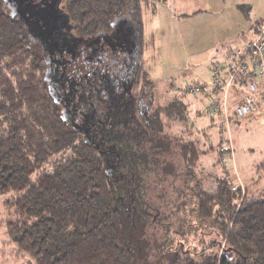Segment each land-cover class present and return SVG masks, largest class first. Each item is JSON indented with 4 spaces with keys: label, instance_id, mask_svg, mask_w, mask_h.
Segmentation results:
<instances>
[{
    "label": "trees",
    "instance_id": "1",
    "mask_svg": "<svg viewBox=\"0 0 264 264\" xmlns=\"http://www.w3.org/2000/svg\"><path fill=\"white\" fill-rule=\"evenodd\" d=\"M134 2L140 0H69L66 8L82 25L104 30ZM240 8L250 10L248 4ZM48 72L44 47L0 0V193L11 194L8 201L16 210L17 220L7 227L17 255L31 264H154L138 248L132 215L143 219L141 227L158 215L132 194L127 195L132 207L124 205L90 116L78 124L68 114L49 88ZM179 111L182 116L184 107ZM221 124V131L226 130ZM220 134L214 145L196 139L180 144L191 161L216 150L222 175L215 178L214 192L198 191L194 215L187 216L183 229H175L182 235L177 246L165 254L157 250L158 258L168 254L167 264H264V199L247 201L245 195L238 204L248 186L233 188L230 183L235 177L232 158H223L232 150H223L230 144L225 131ZM204 226L214 228L209 230L217 231L220 239H201ZM194 231L197 240H188ZM198 240L204 245L198 246ZM224 241L219 254L214 247Z\"/></svg>",
    "mask_w": 264,
    "mask_h": 264
},
{
    "label": "rangeland",
    "instance_id": "2",
    "mask_svg": "<svg viewBox=\"0 0 264 264\" xmlns=\"http://www.w3.org/2000/svg\"><path fill=\"white\" fill-rule=\"evenodd\" d=\"M251 1L254 7L250 10L240 8L242 14L246 17L251 15V21L254 23L264 21V0ZM193 2L194 11L201 13L205 0ZM247 3L249 4V0L241 1L240 6ZM230 4L229 0L225 4L226 15L231 13V9L228 10ZM260 5L262 12L258 8ZM130 7L136 11L140 21L139 50L142 71L140 90L144 89L142 93L146 98V104L142 111L146 116H142L141 113L140 116L129 114L91 116L87 109L79 114L80 118L74 117L78 119L79 124L82 117L90 116L89 120L93 123L91 129H94L102 143L100 147L106 150L107 158L111 161V164H108L109 173L118 195L125 199L124 205L128 209L132 207L131 201L128 200L130 197L127 198V195L132 194L139 204L141 199L143 206L152 210V214L158 215L157 219L155 217L156 221L154 220L157 224L152 220L146 227L145 225L141 227L143 224L140 222L144 221L138 215H132V222L135 221L136 225L138 248L141 245L147 252L148 259L154 264H167L168 254L166 257L158 258L157 255H160L156 254L157 250L165 254L177 246L182 235L176 230L183 229L181 224L187 216L194 215L198 191L214 192L215 178L222 175V168L217 164L219 154L216 150L201 155L197 161H191L183 156L180 144L196 139L198 142L200 140L208 145H214L217 142L214 139L220 133V121L207 113V97L205 99L200 95L196 96L187 89L189 83L205 82L211 76L209 66V78L197 79L200 75H207L205 63L210 57L206 50H202L203 36L206 32V29H203L205 26L203 17L175 16L171 0L156 2L140 0L139 3H132ZM193 39H196V44L190 42ZM185 94L189 95L186 100L191 102L193 98L206 101L203 106L201 101L194 102V106L201 112L200 115L196 112L193 117L188 116L187 112L190 110L185 111L183 105V101L186 102L183 97ZM178 103L184 107L182 116L179 111L182 106ZM198 129L207 132L204 138L200 137L203 133ZM192 131L197 136L193 135ZM115 156L119 161L114 159ZM230 183L238 184L233 179ZM247 186V193H241L238 204L242 203L245 195L247 201L264 199V169L259 172L258 182L242 184L244 188ZM10 195L0 193V264H31L26 257L20 258L17 255V246L10 240L12 234L8 233V223L17 220L15 207L8 201ZM159 209L164 213L163 217L159 216ZM214 224L217 228V222ZM209 228L204 226L201 239L205 242L213 238L219 240L217 231L212 232ZM140 235L143 243L140 242ZM197 235L198 232L194 231L188 235L191 237H188V240H197ZM164 240L168 242L156 248L157 244ZM3 244L7 248H2ZM196 244L204 245L199 240ZM223 245L225 241L214 247V250L220 254Z\"/></svg>",
    "mask_w": 264,
    "mask_h": 264
},
{
    "label": "flooded vegetation",
    "instance_id": "3",
    "mask_svg": "<svg viewBox=\"0 0 264 264\" xmlns=\"http://www.w3.org/2000/svg\"><path fill=\"white\" fill-rule=\"evenodd\" d=\"M68 1L4 0L44 47L56 101L71 116L87 109L91 116H144L138 14L132 7L120 10L108 29L96 30L67 11Z\"/></svg>",
    "mask_w": 264,
    "mask_h": 264
},
{
    "label": "crops",
    "instance_id": "4",
    "mask_svg": "<svg viewBox=\"0 0 264 264\" xmlns=\"http://www.w3.org/2000/svg\"><path fill=\"white\" fill-rule=\"evenodd\" d=\"M227 1L205 0L204 6L202 7L204 9L200 13L194 11L193 0H171L174 6L175 16L203 17L205 24L203 29H206V32L203 36L204 46L202 50H206L210 57L207 63H205L207 75H200L197 78L199 80L209 78V66L215 61H223L228 50H244L254 39L261 25L264 23V21L260 20L254 23L251 21V15H249L250 17H246L245 14H242L240 2L244 0H229L231 4L228 10L231 9V13L226 15L225 4ZM253 4L249 0L248 5L250 9L254 7ZM258 8L261 10V5ZM190 42L196 44V39ZM185 95L183 97L186 100V97L189 95ZM198 101L202 102V106L204 105L203 103L206 104L204 99L193 98L192 102L189 100H186V102L183 101V104L190 110V112H187L188 116L193 117L196 112L198 113L197 115L201 114L199 108L194 106V102L197 103ZM231 113L230 110L229 116H232ZM229 116H221L219 118L214 116L213 118L218 119L220 124L222 123L226 128L225 120L226 117L229 119ZM230 120V126L226 130L221 131L220 125L219 128L222 134L225 131L229 139V144L232 147L231 169L235 175L234 180L238 184L244 185L258 182L259 172L264 169V98L260 100L259 107L255 112L241 119L230 118ZM222 124L221 127H223ZM199 132L203 134L207 133L202 129ZM220 136V133L217 134L216 139H214L217 142L214 144L219 142Z\"/></svg>",
    "mask_w": 264,
    "mask_h": 264
},
{
    "label": "built area",
    "instance_id": "5",
    "mask_svg": "<svg viewBox=\"0 0 264 264\" xmlns=\"http://www.w3.org/2000/svg\"><path fill=\"white\" fill-rule=\"evenodd\" d=\"M187 89L196 96L207 97L206 111L211 116H229L231 110L232 116L225 120L226 128L230 118L241 119L255 112L264 98V23L244 50H228L223 61L211 65L209 80L191 82ZM228 149L232 147H223ZM229 158L232 154L223 161Z\"/></svg>",
    "mask_w": 264,
    "mask_h": 264
},
{
    "label": "water",
    "instance_id": "6",
    "mask_svg": "<svg viewBox=\"0 0 264 264\" xmlns=\"http://www.w3.org/2000/svg\"><path fill=\"white\" fill-rule=\"evenodd\" d=\"M56 44H57V43H54V44H53L54 48L57 47Z\"/></svg>",
    "mask_w": 264,
    "mask_h": 264
}]
</instances>
